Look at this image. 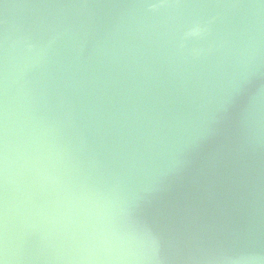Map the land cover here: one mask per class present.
<instances>
[{
  "label": "water",
  "instance_id": "95a60500",
  "mask_svg": "<svg viewBox=\"0 0 264 264\" xmlns=\"http://www.w3.org/2000/svg\"><path fill=\"white\" fill-rule=\"evenodd\" d=\"M0 261L264 264V0H0Z\"/></svg>",
  "mask_w": 264,
  "mask_h": 264
},
{
  "label": "clouds",
  "instance_id": "9594fccd",
  "mask_svg": "<svg viewBox=\"0 0 264 264\" xmlns=\"http://www.w3.org/2000/svg\"><path fill=\"white\" fill-rule=\"evenodd\" d=\"M203 32V29L198 23L193 24L189 30L186 32L185 36L186 37H191V36H199Z\"/></svg>",
  "mask_w": 264,
  "mask_h": 264
},
{
  "label": "snow or ice",
  "instance_id": "6c2138e0",
  "mask_svg": "<svg viewBox=\"0 0 264 264\" xmlns=\"http://www.w3.org/2000/svg\"><path fill=\"white\" fill-rule=\"evenodd\" d=\"M0 264H4V262L3 261H0Z\"/></svg>",
  "mask_w": 264,
  "mask_h": 264
}]
</instances>
